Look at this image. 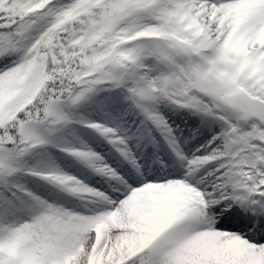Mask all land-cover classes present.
Returning <instances> with one entry per match:
<instances>
[{
	"label": "snow or ice",
	"instance_id": "1",
	"mask_svg": "<svg viewBox=\"0 0 264 264\" xmlns=\"http://www.w3.org/2000/svg\"><path fill=\"white\" fill-rule=\"evenodd\" d=\"M0 264H264V0H0Z\"/></svg>",
	"mask_w": 264,
	"mask_h": 264
}]
</instances>
